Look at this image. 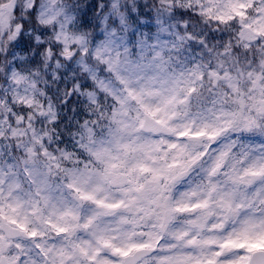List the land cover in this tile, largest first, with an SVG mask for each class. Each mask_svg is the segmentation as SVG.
Here are the masks:
<instances>
[{"label": "clouds", "instance_id": "9594fccd", "mask_svg": "<svg viewBox=\"0 0 264 264\" xmlns=\"http://www.w3.org/2000/svg\"><path fill=\"white\" fill-rule=\"evenodd\" d=\"M0 264H264V0H0Z\"/></svg>", "mask_w": 264, "mask_h": 264}]
</instances>
